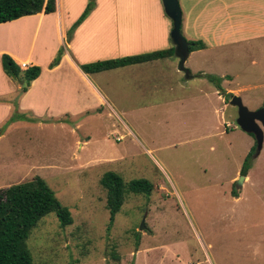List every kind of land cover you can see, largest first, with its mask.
<instances>
[{
	"label": "rangeland",
	"instance_id": "374dc122",
	"mask_svg": "<svg viewBox=\"0 0 264 264\" xmlns=\"http://www.w3.org/2000/svg\"><path fill=\"white\" fill-rule=\"evenodd\" d=\"M79 1L71 0V7ZM100 1L104 2L102 27L110 30L118 25L121 38L138 40L158 24L152 0H112L117 16L106 8L105 2L111 0ZM177 1L185 12L184 3ZM83 10L63 29L60 44L68 43L82 23L70 32ZM30 22L0 30L17 36L24 29L25 38L32 26L34 53L43 62L54 47L51 23L45 18ZM180 33L187 36L182 24ZM190 34L192 42L202 43ZM94 39L87 34L76 39L73 50L88 47ZM243 47L238 43L224 48L233 79L229 86H221V80L218 86L222 95L236 96L248 111H254L264 106V55L254 46ZM59 48L64 52L65 46ZM173 56L160 60L161 71L123 68L86 74L105 96L102 103L83 104L87 109L99 107L94 114L24 117L15 131L4 133L0 188L38 176L72 218L65 228L59 227L52 213L39 220L26 240L32 264H264V127L258 125L257 138L244 132L237 123L236 107L230 105L232 97L219 95L203 74L192 72L187 79L190 76L178 70ZM117 57L121 58L102 60ZM193 64L195 60L189 58L184 69ZM212 74L204 75L215 77ZM52 86L53 101L70 105L64 103L71 98L59 76ZM43 99L42 106L48 104ZM6 127L0 126L4 128L0 134ZM11 138L14 148L5 143ZM250 151L246 175L237 187ZM109 171L124 183L145 180L152 190L147 198L125 195L107 229L105 191L99 179Z\"/></svg>",
	"mask_w": 264,
	"mask_h": 264
},
{
	"label": "crops",
	"instance_id": "0c3cea01",
	"mask_svg": "<svg viewBox=\"0 0 264 264\" xmlns=\"http://www.w3.org/2000/svg\"><path fill=\"white\" fill-rule=\"evenodd\" d=\"M70 1L55 0V10L50 14L38 13L0 24V28L8 24L17 26L18 24L31 23V20H43L45 18L51 23L50 31L55 39L54 47L50 54L43 62H40L36 53H34L36 30L34 29L33 31L32 26H29L27 37L25 38L22 37L26 34L24 29L17 36L2 34V32H9L10 30H0V55H8L19 67L21 65H25V67L35 65L40 68L39 76L29 84L23 93H19L20 88L23 87L21 85L18 86V84L7 78L0 68V126L4 125L14 112V102L16 113L27 119L50 118L52 114L69 117H77L81 114H94L98 111L99 107L87 109L83 104L89 102L102 103L105 96L101 92L100 87L89 81L86 78V74L81 72L79 69L80 65L94 61H103L102 59L106 58L139 55L170 47L166 46L167 40H169L168 35L171 23L170 21L168 23L165 18L160 0H152L151 2L158 24L155 27H151L150 25L151 28L143 32L142 37L138 38V40L131 41L128 36L121 38L122 32H120L118 25L112 26L110 30L104 29L101 25V16L104 14L101 9L104 2L95 0L94 8L73 31L69 42L65 45L60 44L63 41L64 31H66L63 29L68 28L72 21L81 13L86 3V0H80L73 8ZM179 2L184 3L183 9L185 12L181 11V24L187 35L184 39L194 41L189 36L192 35L190 33H195V38L201 40L203 43L202 49L188 53L183 62L182 66L184 68V64L189 58L195 60V64L189 67L187 71V75L190 76L189 78L186 77L187 79L193 77L194 74L192 72L196 73V75H204L211 72L213 76L221 80V86H229L233 75L228 73L227 67L230 65V56L224 53L226 46H237L238 43H242L244 44L243 49L248 46H254V48L258 49L259 53L262 52L261 54L264 55V0H179ZM105 4L106 8H110L116 16L118 15L115 1L111 0L110 3L105 2ZM132 8L133 5L131 6ZM129 12L127 9L126 13L129 14ZM146 15L149 17V11L146 12ZM62 25H64L63 28ZM32 32V38H30ZM86 34L95 37L94 42L83 49L73 50L75 40L86 38ZM124 40L126 41L124 42ZM142 41L144 44L141 45ZM157 42H160V44L157 45ZM60 45L65 46L64 52L57 66L49 70L47 69V65L56 54ZM68 46L70 48L69 51L75 56L74 59L76 58L77 60H73L69 52L66 51ZM101 55L106 56L99 57ZM243 56L245 57V54ZM165 59L171 60L170 57ZM160 60L124 66L103 72L118 71L123 68H129L128 72L132 69L138 70L143 68L161 71ZM225 61L228 62L226 67L224 66ZM220 63H222L223 68H221ZM172 70L175 71L176 68L172 67ZM54 75H58L61 84L67 86L64 89H66V92L69 91L67 96L71 100L64 103L70 105H60L53 101L56 95L50 96V94L53 95L52 85L58 79V76ZM50 78L53 79L52 82ZM214 94L216 97H220L216 91H214ZM67 96L64 95V98H67ZM42 98H44L43 102L47 101L48 104L42 106ZM20 122L15 121L9 124L4 132L0 134V139L4 133L8 134L15 131ZM5 143L11 148L13 147L12 138L7 141L5 140ZM15 184L16 182L12 185ZM9 186L11 185L9 184ZM230 198L234 197L230 196Z\"/></svg>",
	"mask_w": 264,
	"mask_h": 264
},
{
	"label": "trees",
	"instance_id": "16d2710c",
	"mask_svg": "<svg viewBox=\"0 0 264 264\" xmlns=\"http://www.w3.org/2000/svg\"><path fill=\"white\" fill-rule=\"evenodd\" d=\"M93 7L94 0H87L82 14L72 25L70 32L87 17ZM54 10L55 0H0V24L38 13L50 14L54 12ZM185 43L188 53L203 48V44L199 41L192 42L185 40ZM62 54L63 49L59 48L47 65V69L50 70L57 66ZM172 56L173 48L169 47L167 49L139 55L91 62L80 65L79 69L84 74H94ZM0 68L2 73L11 81L19 85L25 82V87L20 88L19 93L25 92L29 84L40 74V68L38 66L32 65L21 69L6 54L0 55ZM203 76L208 81L212 82L218 90V94L220 92L219 95H222L221 89L218 86L220 79L212 76ZM222 96L225 99H230L232 97V95L228 93ZM15 108L14 102V112L4 123V128L12 122L23 121L25 119L23 116L16 113ZM3 129L0 130V133ZM252 149H254V147H252ZM251 153L252 151L246 155L241 165L239 174L242 177L246 175L249 166L248 159ZM99 184L105 191V208L108 211L107 229L111 226L114 215L123 204L125 195H143L147 198L152 190L151 185L145 180L135 179L124 183L120 176L110 171L102 174L99 179ZM231 195L235 197L233 193H231ZM50 213L55 215L60 228H65L72 222L68 209L59 203L53 191L47 186L45 181L38 176L33 177L31 181L21 182L0 189V264H32L26 240L39 220Z\"/></svg>",
	"mask_w": 264,
	"mask_h": 264
},
{
	"label": "water",
	"instance_id": "95a60500",
	"mask_svg": "<svg viewBox=\"0 0 264 264\" xmlns=\"http://www.w3.org/2000/svg\"><path fill=\"white\" fill-rule=\"evenodd\" d=\"M161 7L165 17L171 23V29L169 31V40L173 48V55L178 59L179 70L185 75L188 72L183 68V62L185 61L188 52L186 50V43L180 33L181 24V11L177 0H160ZM21 87H25V82H22ZM230 105L237 109V123L239 127L247 134L260 135L259 126L264 127V106L254 111H248L242 104L238 97L234 96L230 99ZM257 147V145H256ZM243 180L242 176H238L236 180V186L239 187ZM142 219L140 223V230L143 229Z\"/></svg>",
	"mask_w": 264,
	"mask_h": 264
},
{
	"label": "built area",
	"instance_id": "2783aa9c",
	"mask_svg": "<svg viewBox=\"0 0 264 264\" xmlns=\"http://www.w3.org/2000/svg\"><path fill=\"white\" fill-rule=\"evenodd\" d=\"M20 67H21V68H24V67H25V65H21Z\"/></svg>",
	"mask_w": 264,
	"mask_h": 264
}]
</instances>
